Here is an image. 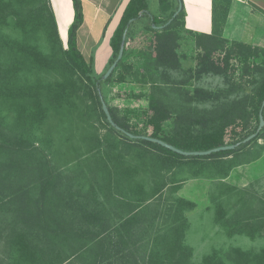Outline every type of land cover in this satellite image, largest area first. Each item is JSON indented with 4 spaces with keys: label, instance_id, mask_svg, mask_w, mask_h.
<instances>
[{
    "label": "trees",
    "instance_id": "16d2710c",
    "mask_svg": "<svg viewBox=\"0 0 264 264\" xmlns=\"http://www.w3.org/2000/svg\"><path fill=\"white\" fill-rule=\"evenodd\" d=\"M179 1L157 0V13L149 10L150 0L127 1L109 37L111 52L104 70L116 58L127 28L123 54L111 75L102 79L103 73L95 69L96 47L88 60L78 48L81 0H72L73 20L65 47L50 0H0V213L6 222L2 227L0 220V242L7 252L0 264H264V247L258 251L232 247L226 254L214 249L193 262V249L185 242V211L195 202L180 196L168 203L167 227L149 236L145 245L138 243L132 230L138 215L166 188L172 194L188 178L221 180L264 152V126L234 149L185 156L155 142L129 138L107 121L100 99V94L104 99L102 85L126 82L134 75L128 51L140 44L135 43L139 33L138 40L148 37L141 50L147 75L137 82L152 88L159 83L183 86L185 79L172 76L187 72L195 79L221 76L228 87L214 91L195 86L184 91L189 102L213 103L201 113L175 112L152 96L144 114L146 132L107 104L116 124L134 135L155 137L187 151L239 143L256 131L264 74L254 79L252 93H245L232 81L230 58L241 59L245 66L262 58L256 72L264 71V48L223 37L231 0H212L210 34L185 30L183 3L167 25L153 27L167 23ZM131 18L135 19L129 23ZM140 19L146 21L135 29L132 23ZM179 27L193 37L198 50L189 70L177 52ZM218 49L225 55H214ZM170 119L173 127L166 132L164 123ZM228 122L234 126L230 143ZM229 188L239 190L234 185ZM110 198L120 214L123 210L131 214L120 215L117 226L104 209ZM215 220L229 235L264 236V203L255 210L241 197L233 214L218 204Z\"/></svg>",
    "mask_w": 264,
    "mask_h": 264
},
{
    "label": "rangeland",
    "instance_id": "374dc122",
    "mask_svg": "<svg viewBox=\"0 0 264 264\" xmlns=\"http://www.w3.org/2000/svg\"><path fill=\"white\" fill-rule=\"evenodd\" d=\"M149 10L152 13L158 12L157 0H150ZM146 19H140L138 22L132 23V26L137 29L145 23ZM180 38L178 40L177 52L180 56V61L184 69L189 70L195 66L196 54L198 53L195 47L193 37L179 27ZM60 35L64 37L63 28L60 26ZM59 35V36H60ZM60 36V38H61ZM135 40L140 44H136V48L129 50V62L133 64L134 75H129L126 82L117 83L109 82L102 85V92L104 95V101L114 109V111L121 117H126L131 124H137V127L143 132H146L144 114L149 109V100L152 96L163 99L167 102L173 111H187L191 109L193 112L201 113L205 110H209L213 107V103H197L189 102L184 99V91H192L195 86L204 87L209 90L226 89L228 83L225 79L218 75H203L199 79H195L187 72H176L173 74V78L176 80L185 79V85H179L174 83L163 84L159 83L157 87L152 88L148 83H139L137 80L142 79L147 75V72L142 67L144 63V50L147 43V38L140 37ZM46 44L43 40H41ZM66 38L62 40L65 47ZM132 45V43H131ZM105 48L100 52L97 58V66L95 67L98 73H104L105 65L107 63L109 55L108 45H104ZM230 45L226 44V48ZM217 57L225 55L224 50L218 49L215 54ZM264 58V57H263ZM262 58L256 60L255 63L245 66L243 61L236 57L230 58V67L232 71V81L235 84H239L242 87V91L245 93H252L254 79L260 78L264 74V71L256 72V65H261ZM264 68V66H262ZM247 69L249 72H244ZM229 72L231 73V71ZM190 73V72H189ZM191 74V73H190ZM138 78V79H137ZM137 79V80H136ZM141 81V80H140ZM235 93V92H234ZM189 111V110H188ZM256 122H251L253 129ZM173 127V120H167L164 123V129L166 132L170 131ZM233 124L230 122L226 126V141L231 142V135ZM261 141V140H259ZM255 170L264 167V160L257 162L254 166ZM74 172L68 171L67 173ZM73 175V174H72ZM233 178L229 182H233ZM237 182V181H235ZM188 185V186H187ZM87 188V185H84ZM231 184L224 183L218 179H204V178H191L185 186H183L180 194L187 198L194 200L195 207L186 210L185 215L187 217V228L185 230V242L193 249V255L191 257L193 262H200L202 258L211 253L214 249L221 250L223 253H227L232 247H240L244 250L258 251L264 247V236H258L254 239L249 238L244 234H227L224 227L215 220L216 208L218 204L223 205V209L228 211V214H233L235 209L239 206L241 197L247 199V202L255 210L259 205L264 203V175L260 178L251 179L244 183V186H237L239 190H233L229 188ZM235 186V185H234ZM161 198H154L150 202L149 209H146L142 214L138 215L139 221H136L132 230L138 239V243H143L149 240V236L155 234L156 231H163L167 224L170 222V216L168 217V203L172 201V198L179 197V190L173 192L164 190ZM106 201L104 209L106 216L110 218V222L113 226H117L119 223L120 215L123 217H131L130 212H118L120 208L114 204V201ZM3 214L0 213V220L4 222L2 227H5L6 222L2 220ZM145 245V244H144ZM148 245V243H147ZM144 247V246H140ZM6 250L3 247V242H0V257H5ZM75 264H80L75 261ZM227 264H230L227 261Z\"/></svg>",
    "mask_w": 264,
    "mask_h": 264
},
{
    "label": "crops",
    "instance_id": "0c3cea01",
    "mask_svg": "<svg viewBox=\"0 0 264 264\" xmlns=\"http://www.w3.org/2000/svg\"><path fill=\"white\" fill-rule=\"evenodd\" d=\"M127 1L81 0L83 22L77 30V44L86 60L89 59L92 50L96 47L95 67L98 55L105 48L104 45L109 47V37L117 25ZM182 3L185 12V30L210 34L212 30V0H182ZM50 4L56 17L59 35L60 26L63 28L64 37L60 35L63 40L66 38L69 24L73 20L72 0H50ZM105 26V37L101 40ZM222 35L229 41H239L264 48V0H231ZM110 52L109 47L107 55H110ZM263 160L264 152L258 159L234 167L229 175L221 181L239 187L244 186L246 181L264 175V167L254 169L255 164ZM232 178L233 182H229ZM190 179L182 182L178 189V196L194 201L180 194L183 186Z\"/></svg>",
    "mask_w": 264,
    "mask_h": 264
},
{
    "label": "water",
    "instance_id": "95a60500",
    "mask_svg": "<svg viewBox=\"0 0 264 264\" xmlns=\"http://www.w3.org/2000/svg\"><path fill=\"white\" fill-rule=\"evenodd\" d=\"M181 8H182V3H181V1H179L177 9L173 13V15H172V17H171V19L169 21L167 23L161 25V26L153 25V27L162 28L165 25H167L179 13V11L181 10ZM139 14H141V12ZM134 19L135 18H131L129 20V23L132 22ZM126 32H127V28L123 32L122 41H121V45L119 47V51L117 53V56L114 59V61L108 66V68L102 74V79H106L108 76L111 75L113 69L117 65L118 61L121 59L122 54H123V49H124ZM100 99H101L102 110H103V112H104V114L106 116V119L109 122V124L111 126H113L115 129L123 132L129 138H132V139H144V140H148V141H151V142H155V143H158V144H160V145H162V146H164V147H166V148H168V149H170V150H172L174 152H177V153H179L181 155H185V156H191V155L203 156V155H208L210 153L217 152V151H221V150L234 149L239 144L246 143V142L250 141L262 129V127L264 126V117H263L264 99H263L262 102H261L260 110H259V123H258V127H257L256 131L254 133H251L250 135H248L244 139H242L241 142H239V143H233V144H225V145L213 147V148H210V149H207V150L187 151V150H182L180 148H177V147H175V146H173V145H171V144H169V143H167V142H165V141H163L161 139L155 138V137H151V136H147V135H134V134L128 132L127 130H125L124 128L120 127L118 124L115 123V121L113 120V118H112V116L110 114L108 105L104 101V99L102 98L101 94H100Z\"/></svg>",
    "mask_w": 264,
    "mask_h": 264
},
{
    "label": "bare ground",
    "instance_id": "6f19581e",
    "mask_svg": "<svg viewBox=\"0 0 264 264\" xmlns=\"http://www.w3.org/2000/svg\"><path fill=\"white\" fill-rule=\"evenodd\" d=\"M107 43V42H106Z\"/></svg>",
    "mask_w": 264,
    "mask_h": 264
}]
</instances>
